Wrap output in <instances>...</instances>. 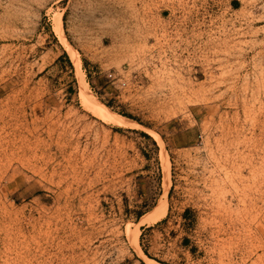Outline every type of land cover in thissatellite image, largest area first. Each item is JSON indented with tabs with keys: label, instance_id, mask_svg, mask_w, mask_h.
<instances>
[{
	"label": "rangeland",
	"instance_id": "obj_1",
	"mask_svg": "<svg viewBox=\"0 0 264 264\" xmlns=\"http://www.w3.org/2000/svg\"><path fill=\"white\" fill-rule=\"evenodd\" d=\"M0 264H264V0H0Z\"/></svg>",
	"mask_w": 264,
	"mask_h": 264
},
{
	"label": "bare ground",
	"instance_id": "obj_2",
	"mask_svg": "<svg viewBox=\"0 0 264 264\" xmlns=\"http://www.w3.org/2000/svg\"><path fill=\"white\" fill-rule=\"evenodd\" d=\"M54 31H55L57 37L59 38L60 42L64 46V48L70 53V55H71V57L75 63L77 76H78L77 78H78V82H79L78 96L80 98V102H81V105L83 106V108L86 109L87 111H89L92 115L99 118L100 120H102L105 123H111V124L118 125V126H137L138 124L136 122H134L133 120H131L125 116L119 115V114L113 112L112 110H110V108L108 106H106L102 101H100L97 97H95L89 91V88L87 87L86 82L83 80V72L81 71V68H80V59H79L77 53L75 52L74 48L69 44V42L66 40V38L63 34L60 17L54 18ZM152 134L155 138L158 139L157 134H154V133H152ZM161 150L163 151V149H161ZM163 155H165V154L163 153ZM165 158H167V157H164V159ZM164 161H167V159ZM167 165H168V161H167V164H165V166H164L166 176L168 175V171H169L167 168L169 166H167ZM167 178H169V177L167 176ZM167 180H169V179H167ZM164 182H163V186L165 187L164 184H166L167 182H165V183ZM166 206H167V203L164 201L163 207L166 208ZM143 216L144 217H142L140 219V222H143L149 218L148 215L145 216V214H144ZM128 237L134 242V244H137L136 243L137 238H136V235L135 236L133 235V232L132 233L130 232ZM140 255H141L142 259H144L146 262L150 261V259L147 258L145 255H143L141 252H140Z\"/></svg>",
	"mask_w": 264,
	"mask_h": 264
},
{
	"label": "built area",
	"instance_id": "obj_3",
	"mask_svg": "<svg viewBox=\"0 0 264 264\" xmlns=\"http://www.w3.org/2000/svg\"><path fill=\"white\" fill-rule=\"evenodd\" d=\"M178 17V16H177ZM175 17V18H177ZM172 17H168V23L165 26V30L161 31L159 36H160V40H162V35L165 34L167 32V35H169L170 37H173L174 42L177 43V47L180 49L181 48V37L182 34L184 32V28H182V26L179 25L178 20L177 19H171ZM162 58L164 59H168V55L167 53H164V55H162Z\"/></svg>",
	"mask_w": 264,
	"mask_h": 264
},
{
	"label": "crops",
	"instance_id": "obj_4",
	"mask_svg": "<svg viewBox=\"0 0 264 264\" xmlns=\"http://www.w3.org/2000/svg\"><path fill=\"white\" fill-rule=\"evenodd\" d=\"M234 2V4H237V2L236 1H233ZM160 15L158 14L157 15V18L159 17ZM161 17V16H160ZM76 26V24H75V22L74 21H72V20H70V25H69V34L70 35H72V38L74 39H76V33H74L73 32V30H72V27H75ZM92 61H90V63L89 62H86V68L87 69H89L88 70V73H92V75H94L93 73H95L94 71H93V69H97V66L96 65H93L92 63H91ZM91 64V65H90ZM90 70H92V72L90 71ZM96 82H98V81H96ZM100 87V86H99Z\"/></svg>",
	"mask_w": 264,
	"mask_h": 264
},
{
	"label": "trees",
	"instance_id": "obj_5",
	"mask_svg": "<svg viewBox=\"0 0 264 264\" xmlns=\"http://www.w3.org/2000/svg\"><path fill=\"white\" fill-rule=\"evenodd\" d=\"M66 56V55H65ZM122 115L126 116V117H129V118H132V116H130L129 114H126L124 112H120ZM134 119V118H132ZM144 136H148L146 133H142Z\"/></svg>",
	"mask_w": 264,
	"mask_h": 264
}]
</instances>
